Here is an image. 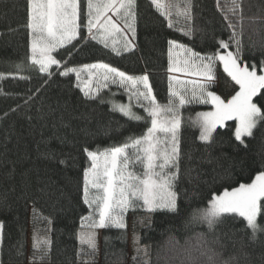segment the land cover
<instances>
[{"label":"trees","instance_id":"obj_1","mask_svg":"<svg viewBox=\"0 0 264 264\" xmlns=\"http://www.w3.org/2000/svg\"><path fill=\"white\" fill-rule=\"evenodd\" d=\"M80 3L82 15L86 14L87 0ZM136 3V38L131 50L117 55L111 42L105 48L82 27L72 44L53 53L61 64L53 65L49 76L39 72L38 66H30L28 60V0H0V221L5 225L0 264H32V227L43 229L52 240L49 259L44 264H82L78 236L82 217L90 212L83 203V171L90 164L85 148L119 146L126 137L142 135L150 126V121H130L112 110L110 101L128 102L123 89L109 85L101 89L97 99H88L76 86L74 73L60 75L65 66L107 63L128 75H148L158 102L166 103L170 84L168 41L176 40L201 54H210L218 48L217 39L228 40L230 35L216 0H194L198 7L193 8L192 26L202 31H195L191 38L170 29L150 0ZM243 15V60L257 63L259 74V61L264 59V0H243ZM229 50H234L233 46ZM20 64L24 65L22 70L16 68ZM220 68L217 62L216 73L219 69L225 76ZM211 90L218 91L216 83ZM253 101L264 111V99L258 95ZM210 109L211 105L193 104L182 112L187 118ZM133 110L146 115L142 108ZM235 123L226 122L211 142L200 141L197 128L182 127L175 187L178 211L130 209L125 214V229H100L95 264H112L116 251L123 254L126 264H137L133 258L138 255L129 253L131 216L143 223L137 239L147 247L158 239L160 229L179 222L190 199L209 202L212 195L225 188L231 190L241 182L250 183L259 171H264V121L253 130L252 137L243 138V144L235 140ZM224 216L226 229L237 234L249 231L241 218ZM258 219L264 223V217ZM18 249L22 255L17 254Z\"/></svg>","mask_w":264,"mask_h":264},{"label":"snow or ice","instance_id":"obj_2","mask_svg":"<svg viewBox=\"0 0 264 264\" xmlns=\"http://www.w3.org/2000/svg\"><path fill=\"white\" fill-rule=\"evenodd\" d=\"M150 2L168 21L170 29L175 28L188 38L195 31H202L192 26L193 8L198 7L194 0ZM136 8V0H87V12L82 15L80 0H28L26 27L30 36V66H38L39 72L51 76V67L61 64L53 53L72 44L82 27L87 29L91 39H99L105 48L111 42L112 51L117 55L131 50L136 38ZM216 8L223 16L230 35L228 40H216L218 48L215 52L201 54L176 40L168 41V71L181 72L196 79L179 80L170 76L166 103L158 102L148 75H128L107 63L65 66L60 72L62 76L74 73L76 86L91 100L97 99L101 89L109 85L123 89L128 102L110 101L112 110L130 121H150L142 135H130L119 146L103 150L85 148L90 164L83 171V203L90 212L82 217V230L78 236L81 244L78 257L82 264H95V230L125 229V214L130 209L178 211L175 187L183 126L197 128L199 140L211 142L218 129L225 128L228 121H235V140L243 144V138L252 137L253 130L264 121V111L253 101L258 95L264 99V59L259 61V74L257 63L249 64L243 60V0H216ZM230 46L234 50H229ZM261 50H264V43H261ZM217 62L239 86V91L227 102L211 90L216 82ZM16 68L22 70L24 65H16ZM83 73L88 74V79H82ZM94 76H98L96 88L91 86ZM171 81H176V85L173 86ZM193 104L211 105L212 110L185 118L182 109ZM134 107L142 108L146 115H139ZM208 203L223 214L241 218L254 231L258 218L264 217V171H259L250 183L241 182L231 190L225 188L212 195ZM85 222L87 230L84 229ZM4 228L0 221V247ZM51 246L52 240L48 236L36 240L32 264H44L49 259ZM21 249H18V255H22ZM133 259L137 260L138 256Z\"/></svg>","mask_w":264,"mask_h":264},{"label":"clouds","instance_id":"obj_3","mask_svg":"<svg viewBox=\"0 0 264 264\" xmlns=\"http://www.w3.org/2000/svg\"><path fill=\"white\" fill-rule=\"evenodd\" d=\"M237 234L226 229L223 213L208 202L190 199L177 224L158 232L138 254L137 264H264V223ZM112 264H126L120 251Z\"/></svg>","mask_w":264,"mask_h":264},{"label":"rangeland","instance_id":"obj_4","mask_svg":"<svg viewBox=\"0 0 264 264\" xmlns=\"http://www.w3.org/2000/svg\"><path fill=\"white\" fill-rule=\"evenodd\" d=\"M220 64V63H219ZM220 69L221 72L225 75H221L220 71L218 69L217 73H216V85H217V90L216 94L219 95L222 99L225 100V102H227L228 99H230L233 95H235V93L237 91H239V86L235 84L234 81L231 80L230 77L227 76V73H225L223 71V66L222 64H220ZM170 76H175L177 77V79L179 80H189V79H196V77L193 76H189L186 75L184 73L181 72H170ZM227 76V77H226ZM231 80V82L229 81V79ZM82 79L86 80L88 79V74L87 73H83L82 74ZM97 79L98 76H94L92 78V87L95 88L97 87ZM171 83L173 84V86L176 85V81H171ZM212 110V106L211 109ZM208 110V111H210ZM129 229H130V246H129V253L131 256H135L138 255L140 253V251L146 247H142L139 242H138V231L140 228H142L143 223L138 222L137 220L134 219L133 216L130 217L129 219ZM142 226V227H141ZM42 231H37L34 230V228L32 227L29 233V247H33L34 242L38 239H43L45 237V234L43 232H45L43 229H41ZM87 230V229H86ZM96 240H97V249L100 246V237H99V232L100 229H96ZM97 254V253H96Z\"/></svg>","mask_w":264,"mask_h":264}]
</instances>
